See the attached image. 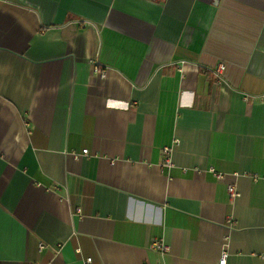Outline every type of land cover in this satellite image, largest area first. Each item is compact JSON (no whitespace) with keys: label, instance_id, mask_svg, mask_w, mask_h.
<instances>
[{"label":"crops","instance_id":"0c3cea01","mask_svg":"<svg viewBox=\"0 0 264 264\" xmlns=\"http://www.w3.org/2000/svg\"><path fill=\"white\" fill-rule=\"evenodd\" d=\"M223 250L264 264V0H0V264Z\"/></svg>","mask_w":264,"mask_h":264},{"label":"built area","instance_id":"2783aa9c","mask_svg":"<svg viewBox=\"0 0 264 264\" xmlns=\"http://www.w3.org/2000/svg\"><path fill=\"white\" fill-rule=\"evenodd\" d=\"M224 68H225V65L223 63H221V64L218 65L216 71L217 72L223 71ZM179 71H181V69H179ZM98 73H99L100 77H104V71H99ZM82 154H87V150H83L82 151ZM163 154L165 156H168V157H166L165 161L167 163H169L170 162L169 161V149L165 148L163 150ZM211 171L214 172L213 169H211ZM215 175H216V178L219 181H223V179H224L223 175L217 174V173ZM252 179H253V181H256L258 179V177L252 176ZM227 191H228V194H229V197H230L231 200L234 199L235 197L239 196V194H238V192H237L236 187H235L234 184H229L227 186ZM151 247L153 249L159 251V252H166L167 251V247L163 243L158 242V241L153 242V244L151 245ZM43 248H44V245L40 244L39 245V249H43ZM226 258H227V252L225 250H223L221 252V256L219 258L218 264H225L226 263ZM89 263H90V259H87L85 261V264H89Z\"/></svg>","mask_w":264,"mask_h":264}]
</instances>
